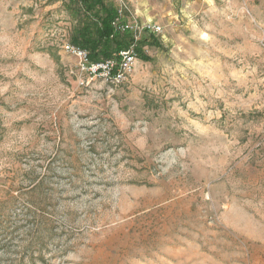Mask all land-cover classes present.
<instances>
[{"label":"rangeland","instance_id":"374dc122","mask_svg":"<svg viewBox=\"0 0 264 264\" xmlns=\"http://www.w3.org/2000/svg\"><path fill=\"white\" fill-rule=\"evenodd\" d=\"M125 2L164 30L115 86L82 1L0 0V264H264V0Z\"/></svg>","mask_w":264,"mask_h":264},{"label":"built area","instance_id":"2783aa9c","mask_svg":"<svg viewBox=\"0 0 264 264\" xmlns=\"http://www.w3.org/2000/svg\"><path fill=\"white\" fill-rule=\"evenodd\" d=\"M81 2L82 0H70ZM115 34L130 33L129 46L111 57L92 60L90 51L72 42L63 44V51L74 60L72 71L81 85L95 81H105L115 86L125 83L134 73L139 57V47L144 36L163 33V26L152 20H141L134 15L125 0H119L117 15L112 22Z\"/></svg>","mask_w":264,"mask_h":264},{"label":"trees","instance_id":"16d2710c","mask_svg":"<svg viewBox=\"0 0 264 264\" xmlns=\"http://www.w3.org/2000/svg\"><path fill=\"white\" fill-rule=\"evenodd\" d=\"M82 4L85 19L73 32L72 43L88 49L92 60L111 57L114 53L129 46L132 40L130 33H114L112 22L117 15L115 5L107 4L105 0H82ZM147 40L148 36L146 35L138 49L139 57L143 59H148V55L143 49ZM42 210L38 208L36 211L30 210L27 213V216L38 224L37 231H49L55 228V221L51 219L53 213Z\"/></svg>","mask_w":264,"mask_h":264}]
</instances>
